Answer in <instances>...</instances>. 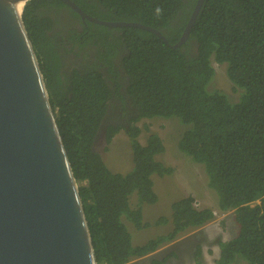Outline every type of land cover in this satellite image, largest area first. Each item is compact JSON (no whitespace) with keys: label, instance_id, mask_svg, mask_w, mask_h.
Segmentation results:
<instances>
[{"label":"trees","instance_id":"16d2710c","mask_svg":"<svg viewBox=\"0 0 264 264\" xmlns=\"http://www.w3.org/2000/svg\"><path fill=\"white\" fill-rule=\"evenodd\" d=\"M71 1L102 21L156 29L175 45L198 0ZM22 20L79 186L97 264H137L132 260L215 220L212 208H196L194 197L187 196L171 205L169 218L153 223H171L168 233L132 244L124 220L137 231L149 228L142 205L158 202L152 177L174 173L158 159L165 146L157 134L150 133L145 145L139 141L142 130L136 123L153 118H177L189 126L179 151L204 167L218 211H233L238 233L218 241L215 264H233L237 257L264 264V0H205L178 49L138 28L82 21L59 0L28 1ZM211 58L227 64V78L236 90H245L237 103L221 91L207 90L215 74ZM126 103L133 108L130 114ZM119 107L124 118L129 114L125 124L107 120L110 110L117 113ZM121 130L133 155L126 174L113 173L97 149L100 139L110 144ZM132 195L137 197L134 209ZM190 239L196 243L194 264H204L201 245ZM179 253L167 250L151 257L150 264H166Z\"/></svg>","mask_w":264,"mask_h":264},{"label":"water","instance_id":"95a60500","mask_svg":"<svg viewBox=\"0 0 264 264\" xmlns=\"http://www.w3.org/2000/svg\"><path fill=\"white\" fill-rule=\"evenodd\" d=\"M28 1L0 0V264H97L79 186L22 20ZM59 1L82 21L138 28L178 49L205 0L197 1L175 45L151 27L102 21L71 0Z\"/></svg>","mask_w":264,"mask_h":264},{"label":"rangeland","instance_id":"374dc122","mask_svg":"<svg viewBox=\"0 0 264 264\" xmlns=\"http://www.w3.org/2000/svg\"><path fill=\"white\" fill-rule=\"evenodd\" d=\"M212 66L215 74L207 90L221 91L227 95L231 103H237L241 96L244 95L245 90L239 88L236 90L229 78H227V64H217L212 61ZM113 113L116 112L113 111ZM108 120L109 122L120 121L123 123L112 115L108 116ZM136 126L142 130L139 136L141 144H146L150 133H155L162 139L165 152L158 159L165 165L173 167L174 173L163 178L152 177L158 202L154 205H142L144 222L151 224L149 228L137 231L132 224L124 220L132 236V244L134 246L142 245L150 239L168 233L172 228L171 223L162 226H154L153 223L162 216L169 218L171 216V205L184 197L193 196L198 208H212L217 215L214 221L202 229L186 233L172 244L163 246L154 254L132 260V262L150 264L151 257L159 258L165 251L175 250L180 252L178 258L170 259L166 264H194L193 254L196 243L194 241L187 242L192 237L202 247L204 264H215V260L220 255L218 241L231 240L237 235L238 228L233 217V211L225 213L218 211L217 196L213 190L208 188L204 167L192 162L190 158L182 154L178 149V143L189 126L183 125L177 118L143 119L137 122ZM145 127H148L150 132L145 131ZM97 149H99L103 161L113 173L126 174L132 169L133 155L130 139L124 130H121L110 144H105L100 139ZM130 203L133 209L136 208V195H132ZM233 264L247 263L241 257H237Z\"/></svg>","mask_w":264,"mask_h":264},{"label":"flooded vegetation","instance_id":"af4514ba","mask_svg":"<svg viewBox=\"0 0 264 264\" xmlns=\"http://www.w3.org/2000/svg\"><path fill=\"white\" fill-rule=\"evenodd\" d=\"M119 105V104H118ZM119 110H120V112H118V113H111V111L112 110H110V113H109V117H110V115H112L113 117H116L115 115H118L120 118V120L124 123V122H126L128 119V115L130 114V113H132V110H133V108L131 107V105H129V103H126V105H125V110H126V113H129V114H126V118H124L123 116H122V114H123V111L120 109V107H119ZM107 120H108V117H107Z\"/></svg>","mask_w":264,"mask_h":264},{"label":"built area","instance_id":"2783aa9c","mask_svg":"<svg viewBox=\"0 0 264 264\" xmlns=\"http://www.w3.org/2000/svg\"><path fill=\"white\" fill-rule=\"evenodd\" d=\"M194 206H195L196 208H198V204L196 203V201H195V203H194ZM214 214H215V216L217 215L216 212H215Z\"/></svg>","mask_w":264,"mask_h":264},{"label":"bare ground","instance_id":"6f19581e","mask_svg":"<svg viewBox=\"0 0 264 264\" xmlns=\"http://www.w3.org/2000/svg\"><path fill=\"white\" fill-rule=\"evenodd\" d=\"M23 7V4H21V5H19V9H20V11H21V8Z\"/></svg>","mask_w":264,"mask_h":264},{"label":"crops","instance_id":"0c3cea01","mask_svg":"<svg viewBox=\"0 0 264 264\" xmlns=\"http://www.w3.org/2000/svg\"><path fill=\"white\" fill-rule=\"evenodd\" d=\"M215 212H216V211H214V213H215ZM209 224H210V223H209ZM209 224H207V225H209ZM207 225H206V226H207Z\"/></svg>","mask_w":264,"mask_h":264},{"label":"clouds","instance_id":"9594fccd","mask_svg":"<svg viewBox=\"0 0 264 264\" xmlns=\"http://www.w3.org/2000/svg\"><path fill=\"white\" fill-rule=\"evenodd\" d=\"M157 12H159V9H157Z\"/></svg>","mask_w":264,"mask_h":264}]
</instances>
